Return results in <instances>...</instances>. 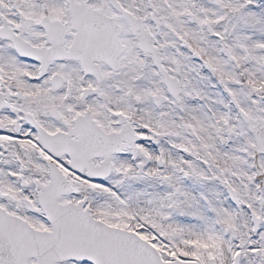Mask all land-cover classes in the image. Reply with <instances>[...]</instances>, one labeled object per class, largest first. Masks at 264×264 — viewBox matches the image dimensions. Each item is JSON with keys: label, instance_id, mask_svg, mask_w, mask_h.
Segmentation results:
<instances>
[{"label": "snow or ice", "instance_id": "1", "mask_svg": "<svg viewBox=\"0 0 264 264\" xmlns=\"http://www.w3.org/2000/svg\"><path fill=\"white\" fill-rule=\"evenodd\" d=\"M0 264H264V0H0Z\"/></svg>", "mask_w": 264, "mask_h": 264}]
</instances>
